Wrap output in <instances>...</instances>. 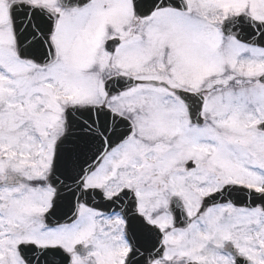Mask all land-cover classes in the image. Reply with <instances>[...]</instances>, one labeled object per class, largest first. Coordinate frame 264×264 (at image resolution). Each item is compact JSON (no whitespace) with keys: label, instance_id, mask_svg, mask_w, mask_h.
Masks as SVG:
<instances>
[{"label":"snow or ice","instance_id":"1","mask_svg":"<svg viewBox=\"0 0 264 264\" xmlns=\"http://www.w3.org/2000/svg\"><path fill=\"white\" fill-rule=\"evenodd\" d=\"M0 264H264V0H0Z\"/></svg>","mask_w":264,"mask_h":264}]
</instances>
